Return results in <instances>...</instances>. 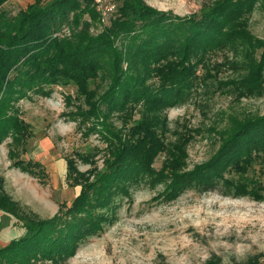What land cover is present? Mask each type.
Returning <instances> with one entry per match:
<instances>
[{
    "label": "trees",
    "instance_id": "16d2710c",
    "mask_svg": "<svg viewBox=\"0 0 264 264\" xmlns=\"http://www.w3.org/2000/svg\"><path fill=\"white\" fill-rule=\"evenodd\" d=\"M10 1L0 0V144L11 138V156L18 157L17 147L25 148L33 135L20 116L21 100L51 96L55 86H74L77 96H65L74 106L68 114L86 134L99 133L107 152L102 167L94 155L79 154L93 166L86 171L67 159V180L80 191L49 219L22 213L0 177V208L26 230L0 247V264L65 262L85 238L102 230L117 197L127 196L140 181L165 183L168 197L185 188L210 191L222 185L235 196L262 198L261 181L249 173L264 160V114L232 117L218 131L216 153L186 170L190 137L167 141L166 111L192 95L199 68H207L219 51L231 50L242 59L243 74L224 83L230 92L264 93V39L250 30L251 16L257 7L264 10V0H213L187 16L145 0H111L115 10L106 20L95 0H34L18 10L8 8ZM116 113L121 127L112 120ZM161 153L165 159L156 169ZM33 164L19 159L15 166L33 174ZM39 172L43 176L44 168ZM206 264L222 262L213 257Z\"/></svg>",
    "mask_w": 264,
    "mask_h": 264
},
{
    "label": "rangeland",
    "instance_id": "374dc122",
    "mask_svg": "<svg viewBox=\"0 0 264 264\" xmlns=\"http://www.w3.org/2000/svg\"><path fill=\"white\" fill-rule=\"evenodd\" d=\"M145 1L158 9L187 16L213 0ZM32 2L14 0L7 6L18 10ZM250 30L264 39L261 7L251 16ZM239 61L242 59L231 50L216 52L209 58L207 68H199L200 81L192 95L166 111L167 141L176 142L183 134L190 137L186 170L205 163L216 153L220 145L218 131L232 117L264 114V93L238 97L230 92L231 86L224 84L243 74ZM149 83L158 81L150 79ZM68 94L77 96L76 87L55 86L51 96L31 94L21 100L17 105L20 116L30 123L33 135L25 148L17 147L18 157L11 156V138L0 144L4 190L28 216L52 218L62 202L70 203L79 193L80 186L67 180V159H76L81 171L93 167L80 159L82 153L94 155L96 164L103 166L107 144L99 133L86 134L85 128L69 116L74 106L67 105ZM138 117L137 113L135 118ZM112 120L117 127L123 125L117 113ZM19 159L34 163L33 174L15 166ZM164 159L161 153L154 167L160 169ZM249 174L264 187V160L258 161ZM165 190V183L149 180L131 185L127 196L117 197L114 212L102 230L85 238L76 254L61 264H206L213 257L220 258L222 264H264V189L261 199L229 194L222 185L210 191L185 188L175 197H168ZM22 224L0 208V247L25 233Z\"/></svg>",
    "mask_w": 264,
    "mask_h": 264
},
{
    "label": "built area",
    "instance_id": "2783aa9c",
    "mask_svg": "<svg viewBox=\"0 0 264 264\" xmlns=\"http://www.w3.org/2000/svg\"><path fill=\"white\" fill-rule=\"evenodd\" d=\"M95 3L104 20L115 10V4L111 0H95Z\"/></svg>",
    "mask_w": 264,
    "mask_h": 264
}]
</instances>
